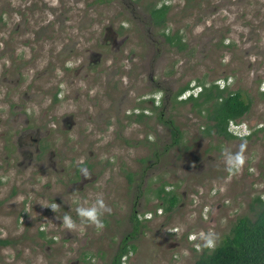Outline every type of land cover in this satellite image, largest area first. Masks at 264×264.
Listing matches in <instances>:
<instances>
[{
    "label": "rangeland",
    "instance_id": "rangeland-1",
    "mask_svg": "<svg viewBox=\"0 0 264 264\" xmlns=\"http://www.w3.org/2000/svg\"><path fill=\"white\" fill-rule=\"evenodd\" d=\"M200 81L249 98L240 135L174 97ZM256 195L264 0H0V264H106L130 230L120 264H193Z\"/></svg>",
    "mask_w": 264,
    "mask_h": 264
},
{
    "label": "trees",
    "instance_id": "trees-1",
    "mask_svg": "<svg viewBox=\"0 0 264 264\" xmlns=\"http://www.w3.org/2000/svg\"><path fill=\"white\" fill-rule=\"evenodd\" d=\"M166 9L167 5L164 3L150 7L149 13L154 24H163ZM165 38L169 43L180 47L178 43L180 37L173 39L166 34ZM188 87L187 82L181 85L175 91L174 97ZM182 101H190L197 110L204 111L206 120L202 128L203 134L215 133L226 138L235 136L227 128L228 120L244 113L250 103L249 98L243 97L239 90H231L227 85L219 87L215 83L202 84V90L195 95L189 93L182 98ZM167 124L172 134V141L176 142L179 135L178 127L171 120H168ZM155 194L161 199L169 194L167 200L170 204L176 199L175 195L165 190L163 186H159ZM253 199L257 203L253 217L247 214L237 216L217 243L212 247H202L193 264H264V199L258 195ZM8 242V238L0 236V245ZM124 251H126L125 247L117 250L107 264H119V256Z\"/></svg>",
    "mask_w": 264,
    "mask_h": 264
},
{
    "label": "flooded vegetation",
    "instance_id": "flooded-vegetation-1",
    "mask_svg": "<svg viewBox=\"0 0 264 264\" xmlns=\"http://www.w3.org/2000/svg\"><path fill=\"white\" fill-rule=\"evenodd\" d=\"M149 9H150V7H149ZM149 9H148V12H149ZM149 14V17H151V15H150V13H148ZM151 19V18H150ZM151 22H152V19H151ZM153 23V22H152ZM154 24V23H153ZM155 25H161V24H155ZM202 82V83H201ZM186 83V82H185ZM188 83V82H187ZM210 83H215V84H217L216 82H208V83H205V82H203V81H200V82H198L196 85H197V87H198V89L196 90V92H190V90L189 89H192V87L188 84V88H186V89H184L181 93H179L178 95H180V94H184V97L183 98H185L189 93H192V94H197V92L198 91H200V90H202V84L203 85H209ZM225 84H222L221 86H224ZM219 86V85H218ZM220 87V86H219ZM231 90H239V89H231ZM240 91V90H239ZM241 93V92H240ZM262 93V92H261ZM177 96V95H176ZM56 99V98H55ZM180 101H182V98H180ZM211 101V100H210ZM250 104V103H249ZM249 108V107H248ZM248 110V109H247ZM246 112V111H245ZM241 115H243V113L241 114ZM240 115V116H241ZM240 116H238V117H235L234 119H232V120H234V121H236L238 124H239V128L241 127V121H240ZM230 120V119H229ZM249 125H251V124H249L248 122H244V124L242 125V127H244L247 131L248 130H250L249 129ZM241 129V128H240ZM251 131V130H250ZM32 141L30 142V143H32V144H34V147H33V149H34V152L35 153H37L40 149H42V147L40 146V145H38V138L36 137V138H32L31 139ZM82 164H78V166H81ZM84 165V164H83ZM77 165L75 166V169H74V171H77L78 170V167ZM81 172V171H80ZM134 215V214H133ZM132 224H131V226H132V228L133 227H136V225H137V223H138V219H137V217L134 215V220H133V222L132 221H130ZM131 231V230H130ZM130 231H128L123 237H121V239L119 240V243H118V245H117V247H116V250H115V252L117 251V250H119L121 247H125L126 248V251H124V252H122L121 253V255L119 256V262L121 263V262H124V258H125V255L128 253V252H130L132 249H134V245H133V243L132 242H130V240H131V238L129 237L130 236V234H129V232ZM114 252V253H115ZM113 253V254H114ZM112 254V255H113ZM111 255V256H112ZM123 257V258H122ZM110 259H111V257H110ZM109 259V260H110ZM108 260V261H109ZM107 261V262H108ZM119 263V264H120ZM107 264V263H106Z\"/></svg>",
    "mask_w": 264,
    "mask_h": 264
},
{
    "label": "built area",
    "instance_id": "built-area-1",
    "mask_svg": "<svg viewBox=\"0 0 264 264\" xmlns=\"http://www.w3.org/2000/svg\"><path fill=\"white\" fill-rule=\"evenodd\" d=\"M228 127L233 130V131H230V132H232L233 134H235L237 136L240 135V133H238V132H240L239 124L236 121H234L232 119L229 120L228 121Z\"/></svg>",
    "mask_w": 264,
    "mask_h": 264
},
{
    "label": "clouds",
    "instance_id": "clouds-1",
    "mask_svg": "<svg viewBox=\"0 0 264 264\" xmlns=\"http://www.w3.org/2000/svg\"><path fill=\"white\" fill-rule=\"evenodd\" d=\"M230 120H231V119H230ZM228 121H229V120H228ZM227 125H228V124H227ZM244 129H245V128L243 127V130H244ZM242 135L244 136V135H247V134H242Z\"/></svg>",
    "mask_w": 264,
    "mask_h": 264
}]
</instances>
